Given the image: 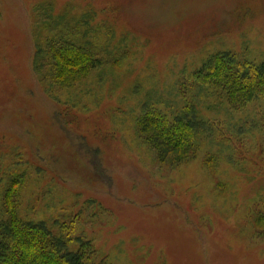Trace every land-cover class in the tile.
I'll list each match as a JSON object with an SVG mask.
<instances>
[{
	"label": "rangeland",
	"instance_id": "obj_1",
	"mask_svg": "<svg viewBox=\"0 0 264 264\" xmlns=\"http://www.w3.org/2000/svg\"><path fill=\"white\" fill-rule=\"evenodd\" d=\"M48 13L111 61L51 94L32 66ZM222 52L264 62V0H0V181L26 171L22 216L59 220L109 264H264V97L234 113L196 95L214 134L176 168L136 136L146 111L178 115L180 84Z\"/></svg>",
	"mask_w": 264,
	"mask_h": 264
},
{
	"label": "trees",
	"instance_id": "obj_2",
	"mask_svg": "<svg viewBox=\"0 0 264 264\" xmlns=\"http://www.w3.org/2000/svg\"><path fill=\"white\" fill-rule=\"evenodd\" d=\"M45 16L47 23L39 28L42 38L36 44L32 66L46 92L71 89L111 62L100 57L92 45L80 41L69 24L54 20L49 13ZM179 92L184 108L173 119L146 111L136 122L138 141L154 152L156 162L165 169L192 158L201 138L214 134L213 126L198 117L196 95L216 96L231 112L243 111L255 99L264 97V62L253 65L229 52L216 53L190 81L180 84ZM86 147L93 170L103 176L100 150ZM26 178V171H15L8 173L5 182L0 181V264H109L89 241L72 240L67 234L70 229L59 220L52 226L22 216L18 198Z\"/></svg>",
	"mask_w": 264,
	"mask_h": 264
}]
</instances>
